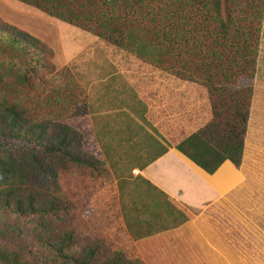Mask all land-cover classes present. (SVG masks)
I'll return each mask as SVG.
<instances>
[{
    "label": "trees",
    "instance_id": "trees-1",
    "mask_svg": "<svg viewBox=\"0 0 264 264\" xmlns=\"http://www.w3.org/2000/svg\"><path fill=\"white\" fill-rule=\"evenodd\" d=\"M16 1L188 83L190 92L177 99L167 97L163 103V138L208 174L225 160L239 166L264 0ZM0 55L6 58L0 62L1 93L14 74L10 60L38 64L42 56L51 61L52 51L44 42L0 19ZM51 66L55 68L52 62ZM35 110L0 94V137L27 149L25 156L1 149L0 216L39 219V231L31 241L42 249V259L56 264H138L134 257L123 255L116 244L111 251L105 249L103 240L88 235L77 221L74 225L60 224L69 209L78 212L80 207L89 206L93 212L97 208L94 202L99 201L104 210L106 196L101 197V191L96 190L89 193L82 185L79 191L74 190L71 203L60 199L62 195H53L50 184L58 173L46 158L57 157L58 167L59 163L69 164L98 174L100 168L94 159L72 150V144L77 147L84 136L88 137L83 131L84 113L71 127L67 122L56 124ZM184 123V132L178 134L179 125ZM48 216L56 217L60 232L58 225H47L40 219ZM119 224L109 230L118 233ZM0 262L18 264L16 255L1 251Z\"/></svg>",
    "mask_w": 264,
    "mask_h": 264
},
{
    "label": "crops",
    "instance_id": "crops-1",
    "mask_svg": "<svg viewBox=\"0 0 264 264\" xmlns=\"http://www.w3.org/2000/svg\"><path fill=\"white\" fill-rule=\"evenodd\" d=\"M1 3L0 19L44 42L55 69L88 58L94 36L75 27L77 41L85 43L64 49L51 35L60 32L57 21L40 11L15 9L19 5L9 0ZM102 80L85 92L92 136L113 168L123 169L120 175L161 195L177 214L175 226L149 237L146 264H264V158L245 159V135L239 166L225 160L208 174L161 133L164 101L190 92L188 83L163 72L130 70L104 74ZM179 126L178 134L186 125Z\"/></svg>",
    "mask_w": 264,
    "mask_h": 264
},
{
    "label": "rangeland",
    "instance_id": "rangeland-1",
    "mask_svg": "<svg viewBox=\"0 0 264 264\" xmlns=\"http://www.w3.org/2000/svg\"><path fill=\"white\" fill-rule=\"evenodd\" d=\"M9 1L19 5L15 6V9L26 8L40 13L35 8L16 0ZM4 5L1 3L0 8H4ZM40 15L59 23L58 30L63 33H51V35L55 38L59 37L60 46L64 49L70 46L78 48L85 43V41H77L80 34L73 32L72 29L75 27L47 17L42 13ZM65 29L68 31L65 32ZM33 33L36 34L38 31ZM56 46L58 47V44ZM56 52H58L57 48ZM0 57V62L6 61L4 56L0 55ZM10 61L15 67L14 74L6 80L0 94L10 100L30 104L36 109L35 113L38 110L37 114L49 116L56 124L67 122L73 127L74 122L83 116L81 113H84L85 129L83 128V131L88 137L84 136L81 144L77 147L72 144V150L97 161L100 173L93 172L88 168H77L69 164L63 165V163H59L58 167L56 166L57 157L46 156L45 161L52 166L55 165L58 173L55 181H51L52 184L50 185L53 188L49 191L57 197L62 195L60 199L66 198L69 203H71L70 199L73 201L74 190H78L79 185L87 188L89 193L94 190H96L95 192L101 191L100 196H106L104 210L100 208L99 201L94 202L97 208L93 212L89 206L80 207L78 212L69 209L64 214L63 222L60 224L63 225L65 222L74 225L73 222L77 221L78 226L84 228V232L86 231L88 235L92 234L90 236L103 240L105 249L111 251L114 249L112 245L116 244L117 249L128 259L134 257V261L138 264H146L144 249L150 248L149 244H152L149 237L175 226L177 214L166 208L161 195L136 181L127 180L128 175H126L127 177L120 175L123 173V169L113 168L112 158L108 156V153L105 157L103 145L99 146L92 136L85 92L89 88L91 91V89L102 85L104 74L120 70L146 72L160 70L140 62L134 56L122 52L96 37L89 41L87 59L81 61L74 59L59 70L52 68V66L50 69L48 65L51 61L45 56L39 58L38 64L35 62L27 63L26 60L12 59ZM252 87L253 92L244 142L245 159L250 161H252L251 159L262 160L264 158V13L261 21ZM19 144V142L5 141L0 137V152L1 149L6 148L5 150L9 152L20 153L25 156L27 149L22 148ZM40 157L44 159L45 156L40 154ZM62 165L63 167H61ZM125 171L126 169H124ZM94 175L97 177L94 178ZM40 219L45 220L44 223L47 225H58L54 216ZM37 221H39L37 218L28 221L22 217L0 216V251L16 255L18 264H56L52 259H42V249L31 241V238L39 231L36 227ZM116 222L121 225L118 233L116 230H109ZM57 227L60 228L57 230L60 232L62 230L61 225ZM7 264L15 263L9 262Z\"/></svg>",
    "mask_w": 264,
    "mask_h": 264
}]
</instances>
